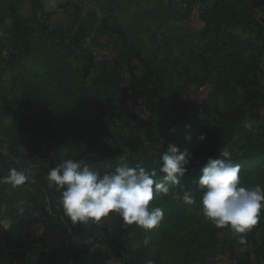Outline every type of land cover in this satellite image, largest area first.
<instances>
[{"label": "trees", "instance_id": "trees-1", "mask_svg": "<svg viewBox=\"0 0 264 264\" xmlns=\"http://www.w3.org/2000/svg\"><path fill=\"white\" fill-rule=\"evenodd\" d=\"M23 3L0 0V17ZM195 11L199 30L191 28ZM96 20L77 16L67 25L32 27L33 32L0 39V56L7 51L0 60V147L7 148L0 164L7 167L4 161L11 158L9 167L17 168L19 152L27 153L23 163L34 191L23 190L26 184L13 189L0 183L2 218L10 222L0 234V264L78 262L74 238L82 234L121 264H215L218 257L229 264H264V211L241 243L203 217L197 184L201 167L227 147L241 166V186L264 188V0H185L172 7L157 0L150 8H135L131 36L110 20L97 29ZM235 24L250 37L227 32ZM199 88L211 91L201 99L202 109L195 106L200 99H184ZM243 108L251 115L237 122L233 114ZM202 134L206 139L199 141ZM169 144L187 150L190 163L180 185L167 195L154 194L152 204L162 207L164 216L152 230L123 226L118 218L72 225L63 215L60 193L49 191L47 173L65 151L67 159L85 161L103 174L122 157L130 165L157 168ZM183 191L192 192L196 204L186 206ZM51 198H57L52 215L35 216V207ZM46 219L56 224L52 239Z\"/></svg>", "mask_w": 264, "mask_h": 264}, {"label": "clouds", "instance_id": "clouds-1", "mask_svg": "<svg viewBox=\"0 0 264 264\" xmlns=\"http://www.w3.org/2000/svg\"><path fill=\"white\" fill-rule=\"evenodd\" d=\"M205 139L203 134L198 137L199 141ZM189 163L187 150L181 152L178 146L169 144L157 168L130 165L122 157L114 170L101 174L85 161L66 159L47 173V179L60 193L63 215L72 225L118 218L123 226L152 230L164 216V209L152 204L154 194L167 195L170 188L180 185ZM240 174L241 166L232 162L225 147L201 167L197 184L203 217L217 229H228L244 243V236L260 222L264 188L241 186ZM28 180L26 173L15 167L0 177V183L13 189ZM181 199L186 206L197 202L190 191H183Z\"/></svg>", "mask_w": 264, "mask_h": 264}, {"label": "rangeland", "instance_id": "rangeland-1", "mask_svg": "<svg viewBox=\"0 0 264 264\" xmlns=\"http://www.w3.org/2000/svg\"><path fill=\"white\" fill-rule=\"evenodd\" d=\"M113 4L109 5L107 4V0H24V3L22 6L11 13L6 14L3 17H0V39L5 38L8 34H18L19 32L23 33H30L33 32L32 27H38L42 26L43 28L46 26H56L59 24L67 25L73 19H75L77 16L80 17H86L91 18L92 15H94L97 20L95 23V28L104 27L107 25L106 21H111L112 24H114L115 28H119L126 32L129 36L135 34V31H133L132 28L129 27L128 23L130 22L131 15L135 12L136 7H140L143 9H147L152 7L153 2L157 0H112ZM161 2H166V4L169 6H173L175 4L184 3L185 0H159ZM129 5V9L123 10L125 6ZM219 18H224L226 21H229V18L227 16L225 17L223 15H218ZM199 14L198 11H195L193 16L191 17V28L194 30H199L202 27V24L199 22ZM237 23V22H236ZM178 25H181L180 22L177 23ZM157 25V24H156ZM225 27V26H224ZM227 32L230 34L238 35L239 37L246 39L249 36L248 31L244 29L241 24H235L232 28L228 27ZM142 39L145 40L146 36L142 34L140 36ZM147 45V41H145ZM137 45V44H135ZM202 48V47H201ZM99 56L105 55V52L102 51L98 54ZM257 55V54H256ZM7 56V51L3 50L0 56V60L2 58H5ZM264 61V60H263ZM133 65L136 64L135 60H133ZM137 66V65H136ZM262 69L264 71V62L262 64ZM139 75V74H138ZM126 79V78H125ZM8 81V75H4L2 77V83L3 85H6ZM128 82V80H127ZM126 86V85H125ZM210 88H199L198 90L191 89L190 92L186 93L184 95L185 103H189L195 98L200 99L199 102L195 103V106H199L200 109H202V105L200 102L204 99L210 97ZM202 99V100H201ZM200 103V104H199ZM219 103L218 100L214 102L215 105ZM134 103L129 102V107L132 109L134 106ZM133 110L137 111L141 114V109L138 107L133 108ZM248 108L239 109L236 111L233 116L237 120V122H242L243 120H247L248 117L251 115V112L247 111ZM215 113V112H213ZM260 114H263V111L260 112ZM10 120H7L5 122V125H8ZM115 121L120 124L122 123V118H120V115L118 114L115 118ZM3 140V138H1ZM5 141V140H4ZM64 157H61L57 159V164L59 165L62 162V159L68 158V152L65 151ZM20 157L17 158L14 162L16 164V167L18 170H22L26 173L28 176L30 174V171L25 170L24 168V161L27 160V153L25 152H19ZM6 155V154H5ZM130 154H128L129 156ZM127 156V155H125ZM7 160L4 161V163L7 165V167L2 168L0 164V172H5L9 170V164L11 163V158H6ZM14 159V158H12ZM32 182L29 179L26 185L24 186L23 190H27L34 194V191L32 190ZM52 192H55V187H51L49 190ZM53 201H57V198H51L47 199L45 202L40 203L37 207L34 209V215H52V209H54ZM0 211H4V208L0 206ZM4 220L8 221L6 218ZM109 220V219H108ZM108 220L102 221L99 225H103ZM47 229H48V237L51 239L52 236L57 235V232L54 230V227L56 224L52 223L55 221H50L49 219H46ZM1 227V226H0ZM0 228V234L1 232ZM38 229V227L36 228ZM38 232V230H37ZM90 232H86L85 235L89 234ZM83 238H82V237ZM79 235V238H74V247L78 251L80 255V260L76 262L74 259H69V264H121L120 259L116 258L115 256L108 255V252L105 251L104 247L100 248L99 244H92L93 238H84V234ZM96 237V236H95ZM95 243V242H94ZM87 245H90L91 247L88 249L86 248ZM93 245V246H92ZM2 248V247H0ZM97 249H101L102 251L99 253V256L93 258L94 252ZM101 254V255H100ZM99 260V261H98ZM215 264H229V260L224 257H218Z\"/></svg>", "mask_w": 264, "mask_h": 264}, {"label": "crops", "instance_id": "crops-1", "mask_svg": "<svg viewBox=\"0 0 264 264\" xmlns=\"http://www.w3.org/2000/svg\"><path fill=\"white\" fill-rule=\"evenodd\" d=\"M2 211H0V228H2L1 229V232L2 233H4V232H6V231H8V229H9V226H10V222L9 221H6V220H4L3 218H2ZM1 233V234H2Z\"/></svg>", "mask_w": 264, "mask_h": 264}, {"label": "built area", "instance_id": "built-area-1", "mask_svg": "<svg viewBox=\"0 0 264 264\" xmlns=\"http://www.w3.org/2000/svg\"><path fill=\"white\" fill-rule=\"evenodd\" d=\"M0 152L2 153V154H6L7 153V148H6V145H1V147H0Z\"/></svg>", "mask_w": 264, "mask_h": 264}]
</instances>
